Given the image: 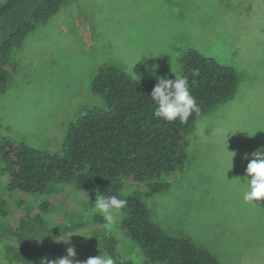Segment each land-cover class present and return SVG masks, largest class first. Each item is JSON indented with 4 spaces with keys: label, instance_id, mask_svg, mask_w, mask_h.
I'll return each instance as SVG.
<instances>
[{
    "label": "rangeland",
    "instance_id": "rangeland-1",
    "mask_svg": "<svg viewBox=\"0 0 264 264\" xmlns=\"http://www.w3.org/2000/svg\"><path fill=\"white\" fill-rule=\"evenodd\" d=\"M189 48L234 68L236 91L195 121L184 173L169 189L146 197L145 187L127 181L122 193L139 192L165 232L213 251L220 264H264V200L245 202L242 183L245 154L264 145V0H66L13 54L15 68L0 93V137L60 153L69 125L104 106L91 90L99 67L116 65L135 79H155L151 67L158 65L156 76L173 79ZM5 181L0 177V185ZM51 189L25 201L47 202L54 227L72 226L89 213L103 218L95 200L72 184ZM121 215L103 220L123 257L158 264L116 228ZM89 230L72 231L67 245L52 241L54 259L68 247L80 261L98 255ZM3 250L1 243L0 256Z\"/></svg>",
    "mask_w": 264,
    "mask_h": 264
},
{
    "label": "trees",
    "instance_id": "trees-1",
    "mask_svg": "<svg viewBox=\"0 0 264 264\" xmlns=\"http://www.w3.org/2000/svg\"><path fill=\"white\" fill-rule=\"evenodd\" d=\"M65 1L5 0L0 4V93L15 68L13 54ZM179 64L178 75L187 77L197 104L184 121L154 115L157 105L150 94L156 79H135L116 65H102L91 90L103 99L104 106L87 109L69 125L60 153L0 137V177L6 180L0 185L4 193L0 198V244L4 243L0 264L54 259L52 237L86 227L90 228V245L110 254L115 264H135L120 253L119 241L100 215L89 213L72 226L54 227L46 217L47 202L32 206L25 201L47 196L57 183L72 184L90 201L100 195L127 200L116 228L151 263L220 264L213 251L188 237L165 232L139 192L122 193L127 181L145 187L146 197L169 189L184 173L188 135L195 121L236 91L234 68L195 48L184 51ZM43 235L47 236L42 242L32 239Z\"/></svg>",
    "mask_w": 264,
    "mask_h": 264
},
{
    "label": "clouds",
    "instance_id": "clouds-1",
    "mask_svg": "<svg viewBox=\"0 0 264 264\" xmlns=\"http://www.w3.org/2000/svg\"><path fill=\"white\" fill-rule=\"evenodd\" d=\"M157 69L158 65H152L150 73L156 79V84L150 94V97L157 105L154 115L166 121H174L177 118L181 121L186 120L191 112L197 108L196 100L190 92L187 77L176 75L173 72L174 79H169L165 76H156ZM146 70H148L147 67ZM244 132L249 136H253L247 131ZM234 156L235 153L231 158L232 166ZM244 158L248 160V163L245 175L242 178L244 185L243 200L245 202L264 200V145L258 147L251 154H245ZM127 203V200L118 198L116 195L108 197L100 195L96 196L94 206L103 215L104 220L111 223L114 219V213L123 209ZM74 234L76 233L70 232L64 236L60 234L52 238L56 243L63 242L67 245L71 243V237ZM47 235L32 239H35L37 242H42V238ZM39 264H115V261L110 254L107 252L101 253L100 251L98 255L80 261L76 259L75 248L68 247L65 256L57 259L41 258Z\"/></svg>",
    "mask_w": 264,
    "mask_h": 264
}]
</instances>
